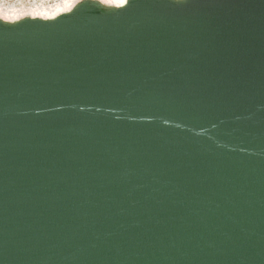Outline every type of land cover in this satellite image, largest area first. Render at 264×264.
<instances>
[{
    "label": "water",
    "instance_id": "1",
    "mask_svg": "<svg viewBox=\"0 0 264 264\" xmlns=\"http://www.w3.org/2000/svg\"><path fill=\"white\" fill-rule=\"evenodd\" d=\"M0 264H264V0L0 17Z\"/></svg>",
    "mask_w": 264,
    "mask_h": 264
},
{
    "label": "bare ground",
    "instance_id": "2",
    "mask_svg": "<svg viewBox=\"0 0 264 264\" xmlns=\"http://www.w3.org/2000/svg\"><path fill=\"white\" fill-rule=\"evenodd\" d=\"M80 0H0V17L17 20L26 15L53 18L71 10ZM112 5H122L126 0H101Z\"/></svg>",
    "mask_w": 264,
    "mask_h": 264
}]
</instances>
